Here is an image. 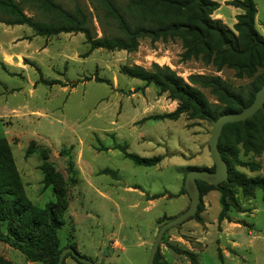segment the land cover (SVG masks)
<instances>
[{
  "label": "rangeland",
  "instance_id": "rangeland-1",
  "mask_svg": "<svg viewBox=\"0 0 264 264\" xmlns=\"http://www.w3.org/2000/svg\"><path fill=\"white\" fill-rule=\"evenodd\" d=\"M16 1L36 16L27 0ZM55 1L68 9L76 3L87 8L102 35L91 0ZM215 1L220 7L213 17L233 29L243 10L234 0ZM254 1L256 28L264 36V0ZM89 50L81 33L41 36L27 25L1 22L0 134L9 138L27 195L37 206L56 201L54 187L43 184L44 155L62 174L56 185L66 189L69 204L59 231L64 249L73 247L96 264H148L159 227L191 203L184 191L190 168L215 166L212 127L210 119L187 114L176 120L155 118L173 112L179 101L122 73L121 67L168 66L186 81L195 74L220 76L236 90H245L250 79L237 77L234 69L182 60L178 39L144 38L135 52ZM199 89L217 103L209 89ZM33 141L35 153L28 155ZM230 146L236 153L230 168L264 177V150L248 152L234 141ZM123 147L162 160L140 166ZM234 192L237 205L220 221L222 191L203 186L198 212L165 232L156 264H264V193L257 189L246 196L238 187ZM0 230L7 232L6 223L0 222ZM0 259V264H43L2 241ZM64 264L79 263L67 256Z\"/></svg>",
  "mask_w": 264,
  "mask_h": 264
},
{
  "label": "trees",
  "instance_id": "trees-1",
  "mask_svg": "<svg viewBox=\"0 0 264 264\" xmlns=\"http://www.w3.org/2000/svg\"><path fill=\"white\" fill-rule=\"evenodd\" d=\"M27 2L32 5L36 16L28 15L16 0H0V14L6 17L0 18V23L27 25L41 36L81 33L90 45V52L99 48L135 52L144 38H150L152 42L178 39L183 48L182 60H198L217 70L234 69L237 77L250 79L245 90H236L220 76L195 74L186 81L168 66L154 64L152 69L141 65L122 66V73L148 85L153 84L161 93H168L171 99L179 101L173 112L155 118L176 120L187 114L191 119L212 120L223 114L241 112L253 103L257 91L264 84V36L256 28L258 10L254 0L233 1V5L243 10L237 15L233 29L213 17L220 7L215 0H91L102 30L101 36L89 10L80 3L68 9L55 0ZM199 87L209 89L216 96L217 103L210 102ZM231 141L242 144L248 152L264 150V107L246 121L224 126L219 148L229 165L228 182L214 186L198 181L201 190L203 186H209L222 191L220 221L228 219L231 206L237 205L235 188H241L246 196L253 195L257 189L264 193V177H248L230 168V159L236 156L230 146ZM34 146L33 141L28 147V155L35 153ZM122 150L127 158L140 166H156L162 160L160 156L141 157L127 152L124 147ZM42 151L48 150L42 147ZM43 160V184L45 188L54 187L56 201L41 208L27 195L12 147L0 134V222L7 225L6 233L0 230V241L21 251L29 261L59 264L64 250L59 231L64 225L62 214L69 204L66 189L56 185L62 174L49 162L47 155ZM69 166L73 172L71 159ZM193 169L205 168H190ZM208 170L214 171L215 166ZM67 256L77 260L71 253Z\"/></svg>",
  "mask_w": 264,
  "mask_h": 264
},
{
  "label": "water",
  "instance_id": "water-1",
  "mask_svg": "<svg viewBox=\"0 0 264 264\" xmlns=\"http://www.w3.org/2000/svg\"><path fill=\"white\" fill-rule=\"evenodd\" d=\"M264 107V84L257 91L253 103L245 107L241 112L227 113L219 116L217 119L211 120V133H210V156L215 165V170L208 169H193L190 170L185 178L184 188L187 191L191 203L186 210L178 216L170 219L159 227V231L155 238V242L151 248L148 264H155V257L160 248V243L163 239L165 232L173 227H176L189 218L193 217L199 209L201 203V189L198 181L206 182L210 185L219 186L223 182L229 180V167L227 161L223 158L219 148V141L222 135L224 126L226 124L246 121L254 116L259 110ZM68 253H71L82 264H96L93 260L82 256L73 247L65 248L59 259V264H63Z\"/></svg>",
  "mask_w": 264,
  "mask_h": 264
},
{
  "label": "crops",
  "instance_id": "crops-1",
  "mask_svg": "<svg viewBox=\"0 0 264 264\" xmlns=\"http://www.w3.org/2000/svg\"><path fill=\"white\" fill-rule=\"evenodd\" d=\"M8 138V137H7ZM8 140H9V138H8ZM9 142H10V140H9Z\"/></svg>",
  "mask_w": 264,
  "mask_h": 264
}]
</instances>
